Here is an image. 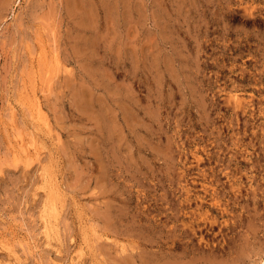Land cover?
<instances>
[{"label": "rangeland", "instance_id": "rangeland-1", "mask_svg": "<svg viewBox=\"0 0 264 264\" xmlns=\"http://www.w3.org/2000/svg\"><path fill=\"white\" fill-rule=\"evenodd\" d=\"M262 260L264 0H0V264Z\"/></svg>", "mask_w": 264, "mask_h": 264}, {"label": "bare ground", "instance_id": "bare-ground-1", "mask_svg": "<svg viewBox=\"0 0 264 264\" xmlns=\"http://www.w3.org/2000/svg\"><path fill=\"white\" fill-rule=\"evenodd\" d=\"M231 98L235 101V102H238L239 101V98L236 96V95H232L231 96ZM236 197H237V195H236ZM49 203L47 202V208H46V211H45V209H44V216H45V214H46V218H47V216H49L48 217V219H46V221L44 222V224H45V230H46V235H47V237H51L52 238V236H54V234H56L55 232H56V229H55V223H53V221H51V219L50 218H55L56 216V207H55V205H54V201H53V199H51V198H49ZM55 214V215H54ZM52 215H54V216H52ZM45 217H44V219H45ZM55 220V219H54ZM55 240V239H54ZM261 262V264H264V260H262V261H260Z\"/></svg>", "mask_w": 264, "mask_h": 264}]
</instances>
